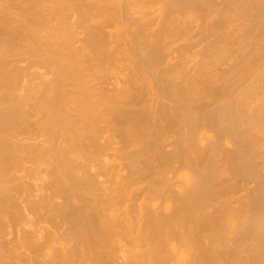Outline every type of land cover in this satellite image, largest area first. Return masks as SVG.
<instances>
[{
    "label": "bare ground",
    "instance_id": "1",
    "mask_svg": "<svg viewBox=\"0 0 264 264\" xmlns=\"http://www.w3.org/2000/svg\"><path fill=\"white\" fill-rule=\"evenodd\" d=\"M0 264H264V0H0Z\"/></svg>",
    "mask_w": 264,
    "mask_h": 264
},
{
    "label": "rangeland",
    "instance_id": "2",
    "mask_svg": "<svg viewBox=\"0 0 264 264\" xmlns=\"http://www.w3.org/2000/svg\"><path fill=\"white\" fill-rule=\"evenodd\" d=\"M155 7H157V6H155ZM180 44H182V43H181V42H179V43H178V45H180Z\"/></svg>",
    "mask_w": 264,
    "mask_h": 264
}]
</instances>
